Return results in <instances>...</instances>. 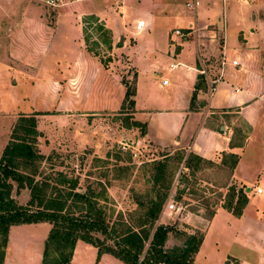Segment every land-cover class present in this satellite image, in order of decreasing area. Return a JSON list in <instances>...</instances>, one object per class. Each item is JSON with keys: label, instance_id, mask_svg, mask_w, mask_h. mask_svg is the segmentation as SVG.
I'll use <instances>...</instances> for the list:
<instances>
[{"label": "rangeland", "instance_id": "obj_1", "mask_svg": "<svg viewBox=\"0 0 264 264\" xmlns=\"http://www.w3.org/2000/svg\"><path fill=\"white\" fill-rule=\"evenodd\" d=\"M104 1H108L107 6ZM177 1L178 9L186 10L189 22L192 21L194 12L187 6L193 0ZM197 1V9L203 12L199 24L207 18H210L212 24L197 29L201 54L203 57L207 54L218 56L222 28H226V24L228 26V23H222V7L217 0ZM109 2L111 0H81L58 9L49 7L42 0H0V158L18 120L39 113L35 115L38 131L36 150L48 159L41 163L40 169L53 177H56V173H63L69 179L77 180L78 191L83 192L91 187L100 193L104 188L105 194L99 198V205L104 209L109 223L117 220L118 213L125 217L126 222L130 221L128 214L138 209L136 196H145L152 187L148 180L152 175L151 169L142 167L156 160L164 161V181L171 186L157 224L176 226L179 229L183 227L188 234H203L201 230L186 224V219L197 215L203 218L202 224L206 223L216 208H222L228 193L227 187L230 186L237 189L244 187L248 203L242 214L264 224V110L259 116L246 115L244 119L249 125L233 115L227 123L234 133V143L243 146L238 152L241 161L237 173L229 186L231 162L228 157L223 158V166L220 165V157L216 160L218 164L209 161L186 168L183 161L179 163L180 150L156 152L142 139L141 127L132 125L137 122L133 116L135 108L145 109L142 112L144 115L140 114L142 122H137L140 126L145 125L143 122H152V131L162 140L169 139L172 142L173 136L169 135L172 122L169 117L160 119L151 116L172 105L171 98L165 102L166 93L163 88H173L175 76L182 78L183 70L178 65L173 67L177 60L185 66L198 68L200 62L196 57V47L190 37L185 40L175 39L173 43V36L168 38L166 31H163V36L161 33H152L153 42H146V49L139 57L136 75L126 54L112 51L113 48L108 50L98 40L97 26L102 23L98 18L99 23H95L87 19L92 15L84 16L80 27L82 12L113 8ZM56 14L59 16L58 32L48 25L47 19H42L39 24H26L22 34L14 31L20 26V17H47L52 24ZM113 14L118 15V12L113 11ZM174 23L169 22L167 25L173 26ZM234 31L236 33V29ZM212 35L214 39L210 40ZM82 39L87 52L85 59L80 47ZM235 41H238V35ZM118 43L115 40L114 46ZM209 46L213 50H208ZM179 49L182 50L180 59L176 52ZM169 50L171 53L173 50L170 56ZM11 54L15 58L12 63L6 60L9 55L13 57ZM213 55L209 58L215 61ZM226 58L227 62L231 61L230 52ZM240 59L241 56H237L236 60L240 62ZM157 64L159 66L155 69ZM200 68L208 76H204V92H207V82L216 71L208 72L205 62H202ZM237 69L223 73L224 79L220 84L229 83V91H233L234 85L240 90L244 89L236 85L239 75ZM124 83L130 89L134 88L133 108L126 105L123 107L126 92ZM191 104L190 100L189 106ZM210 117L209 114L201 118L200 113L194 112L189 119L182 121L183 124L186 120L187 132L184 134L180 131L174 138L186 139V144L192 140L194 142L198 127L207 128ZM153 123H162L163 128L160 130ZM245 138L247 141L244 144ZM15 187L14 184L12 197L20 205H25L29 191L21 190L18 193ZM258 188L263 194L257 193ZM180 193L182 196L179 200L177 197ZM168 204H175L179 211H168ZM227 213L222 208L213 227L206 233L198 254L200 264H222L233 241L250 245L255 263L264 264V230L245 225L241 216ZM39 224L11 233L7 264H41L50 225ZM182 242V238L170 235L167 245L172 247ZM73 254L75 258L72 264H124L109 254H103L98 259L97 250L84 242L77 245L76 253L74 249ZM194 263L198 264L195 259ZM3 264H6L5 260ZM228 264L236 263L230 261Z\"/></svg>", "mask_w": 264, "mask_h": 264}, {"label": "crops", "instance_id": "obj_2", "mask_svg": "<svg viewBox=\"0 0 264 264\" xmlns=\"http://www.w3.org/2000/svg\"><path fill=\"white\" fill-rule=\"evenodd\" d=\"M79 1L81 0H68L67 2H64L63 0V5L59 6L58 9H63L66 4L69 5L70 3H76ZM194 1L197 2L198 6V1L193 0V2ZM217 1H219V4L222 7L223 11L222 23L223 25L224 23H228V26L226 24V28L224 26L222 28V36L221 39H219L218 45V48L220 49L219 53L221 54L219 55V53L217 52L218 56L207 54L206 57H203L204 55L201 54L202 46L197 43L198 27L203 26L206 28V26L212 25L210 24V18H207L205 22L203 21L201 24H199L200 19H202L203 17V12H201V10H198V7L195 6L194 8H191V10H193L194 12V16L192 18V21L189 22V16L187 15L186 10H184L183 8L178 9L179 5L177 0H133V2L131 0H111V2H109L108 4H111L113 8L107 7L103 10L99 8L94 12H82L79 18L81 22L79 24L82 28V19L84 18V16L92 15L97 17L99 21L104 24L105 28L109 29L112 33V51L117 50L126 54L128 56L127 60L130 63V66L134 68V72H136V75V67L139 63V57L142 53H144L146 49V42H153V36L155 33H161L163 36V31H166L165 33L168 34V38H171V36H173L174 43L175 39H179L178 37L174 36V30L186 29L187 27V31L190 32V30H192L189 37L194 41L196 47V57L200 64H198V68H194L192 66H185L183 63L177 60L176 64H174L173 67L178 65V68H181L183 70L182 78L175 76L173 81V88L169 90L163 88L164 92L166 93L165 102L166 100L169 101L168 98H171L172 105L168 106V108L165 109L162 108L161 110H159V112L151 116H156L160 119L169 117V120L172 122L171 127L169 128V135H172L174 140L172 142H170L169 139L162 140L159 135L155 134L152 131V122H143L146 125V134L142 139L146 141L151 147H153L156 152L180 150L186 153V155L191 153L201 157L206 161L215 162V164H218L216 163V160L222 157L223 154L235 153L239 155L238 152L242 149L231 148L232 142L234 143V133L232 129L228 127L229 125L227 123L229 119L232 118V115L238 118V120L242 121V123H246V125H249L244 117L246 115L250 116V114H257V116H259L258 114H260L264 110V0ZM106 2L108 1H104V3L106 4L105 6H107ZM237 3L240 4V6H236ZM187 8L190 7L187 6ZM113 11H117L118 15H114ZM58 17L59 16H57L56 14V16H54V21L52 22V24H50L49 18L47 17L43 18L37 15L23 16L18 19V22H20V26L17 29L15 28L14 31H17L18 34H22L23 29L26 28V24H39L42 19H47L48 25L55 29V32H58ZM30 19H34V21ZM169 22L175 23L173 26H168L167 24H169ZM235 29L236 33L234 31ZM152 33L154 34L152 35ZM237 35L238 41H235ZM121 37H123L122 42H120ZM126 37L128 41L126 40ZM211 39H214L213 35L211 36L210 40ZM82 40L83 41L81 42L80 47L82 52H84L83 59H85V54L87 52L84 50V39ZM115 40H117L119 43L114 46ZM212 46L214 47V45ZM212 46H209L208 50H213ZM176 52L177 57L180 59L182 50L179 49ZM229 52L232 57L231 61L236 60L237 56H241L242 58L240 59V62L238 61L239 64L241 63L240 66L238 67V69L236 68L239 74L237 81L236 79L233 80L236 81V85L239 84L244 89L240 90L237 88V86L234 85L233 91H231V89L229 91V83L220 84V82H222L224 79L223 73L226 70L232 71L235 69L230 64H227L224 67L221 79L216 84V93H213L214 95L212 94L209 96L208 87V93L204 92V90L206 91V82L204 76L207 75H200V71L205 72V70L203 69L200 70V65H202V62H205V66L208 72H213V70L216 71L215 75H210L212 78L211 80H213L221 74L219 65L222 55L225 56V59L227 61L226 56ZM171 54H173V50L172 53L170 50L168 51V55L170 56ZM11 55L13 56V54ZM211 55L216 58L215 61L214 59L209 58V56ZM13 59H15L14 56L11 58L9 55L8 59L6 60H8V62L11 61L10 63H12ZM213 64L216 66H213ZM158 66L159 65L157 64L154 66V68L157 69ZM215 68L218 69L216 70ZM200 76H203V79H200ZM199 80L201 83L200 88L196 91L194 99L191 100L194 93V88L199 83ZM171 93H173L174 97H170ZM190 100L192 104L189 106ZM135 110L136 112L133 114L134 120H136L137 122H142V120H140V114L144 115L142 112H144L145 109L135 108ZM194 112L200 113L201 118H204L210 114L211 121L208 123L207 128L199 126L200 128L198 127L196 140L194 142L192 140L190 143L186 144V139L182 140L180 138L176 139L174 137L176 134H178V132L180 133V131L184 134L187 132L188 125H186V120L189 119L194 114ZM184 119L186 120L182 124V121ZM154 126L160 130L163 128L162 123L154 124ZM246 135L248 137V134ZM246 139L247 138H245L244 140V144L245 141H247ZM240 161L241 156L239 155L238 163L230 174L227 186H229L232 177L234 178V175L237 173ZM221 210L222 208H216L212 218L207 220L204 224H202L201 221L203 220V218L197 215H194L193 218L190 217L186 219V224H189V226L194 229H199L202 231V243L205 241L206 233L213 227L214 223L216 222L218 214L219 212H221ZM227 214H229V212ZM241 218L243 220L242 223L244 222L245 225H252L257 229L264 230L263 223L252 218H248L244 214L241 215ZM38 225L40 224L19 225L12 226L10 228L8 234V245L6 248L4 259L6 264L9 262L8 252L10 251L11 246V233L14 230L31 228V226L34 227ZM80 242L81 241H78L76 243L75 253L77 245ZM249 246L233 241L229 252L222 260V264H224V262H227L228 260H232L236 264H256L253 252L249 249ZM198 254L199 251L194 259L198 264H200ZM74 258L75 254H73L72 262Z\"/></svg>", "mask_w": 264, "mask_h": 264}, {"label": "trees", "instance_id": "obj_3", "mask_svg": "<svg viewBox=\"0 0 264 264\" xmlns=\"http://www.w3.org/2000/svg\"><path fill=\"white\" fill-rule=\"evenodd\" d=\"M87 19L99 23L95 16ZM97 32L98 40L111 50V33L103 23L97 26ZM200 84L199 80L191 100ZM124 86L126 92L123 107L126 105L133 108L134 88L130 89L125 83ZM35 115L40 114L35 113L18 120L0 158V264L4 263L10 228L39 223L50 225L41 264H71L78 241L95 248L98 259L103 254H109L124 264H195L194 258L202 244L203 234H188L183 227L179 229L176 226L157 224L171 187L169 182L164 181V161L153 160L143 165L142 169H151L152 175L148 180L152 187L145 196H136L138 209L128 214L130 221L126 222L125 217L118 213L117 220L109 223L104 209L99 205V198L105 194L104 188L100 193L91 187L83 192L78 191L77 180L69 179L63 173H56V177H53L40 169L41 163L48 159L36 150L38 131ZM132 125L141 127L142 136L146 134V125L140 126L137 122ZM231 148H242V145L232 142ZM224 157L230 159L231 174L239 156L235 153L223 154L221 166L225 165L222 162ZM178 159L179 163L184 162L186 168L209 162L194 154L186 155L183 151ZM14 184L18 193L21 190L29 191L25 205H20L12 197ZM227 188L226 200L221 207L240 217L248 203L244 187ZM181 196V193L178 194L177 199L180 200ZM170 235L182 238L181 245L168 247Z\"/></svg>", "mask_w": 264, "mask_h": 264}, {"label": "built area", "instance_id": "obj_4", "mask_svg": "<svg viewBox=\"0 0 264 264\" xmlns=\"http://www.w3.org/2000/svg\"><path fill=\"white\" fill-rule=\"evenodd\" d=\"M42 1H44L45 4H47L49 7H53V8L59 7V6L63 5V3H64L63 0H42ZM195 6H197V2H195V1L191 5H188V7H190V8H194ZM191 31L192 30H190V32ZM190 32L187 30L182 31L180 29H176L173 31V34H174V36L178 37L180 40H185L191 35ZM227 64H230L235 69L240 66V64L237 60H232L230 63L229 62L227 63L225 56L222 55V58L220 61L221 74L218 75L217 78L207 82L209 95H212L216 91V84L221 79L224 67ZM200 74L205 75L206 73L204 71H200ZM257 193L263 194V191L261 189H257ZM166 207H167L168 211H174V210L179 211V208H176L175 204H168Z\"/></svg>", "mask_w": 264, "mask_h": 264}, {"label": "water", "instance_id": "obj_5", "mask_svg": "<svg viewBox=\"0 0 264 264\" xmlns=\"http://www.w3.org/2000/svg\"><path fill=\"white\" fill-rule=\"evenodd\" d=\"M123 41V37H121V41L120 42H122Z\"/></svg>", "mask_w": 264, "mask_h": 264}]
</instances>
